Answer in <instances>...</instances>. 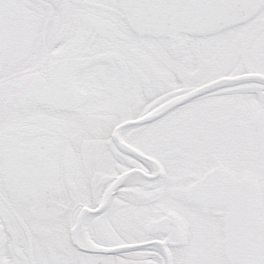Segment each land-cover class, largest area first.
<instances>
[{
  "label": "snow or ice",
  "instance_id": "1",
  "mask_svg": "<svg viewBox=\"0 0 264 264\" xmlns=\"http://www.w3.org/2000/svg\"><path fill=\"white\" fill-rule=\"evenodd\" d=\"M0 264H264V0H0Z\"/></svg>",
  "mask_w": 264,
  "mask_h": 264
}]
</instances>
